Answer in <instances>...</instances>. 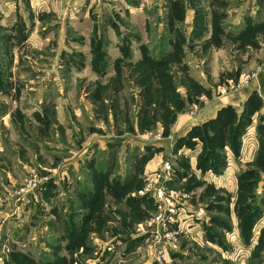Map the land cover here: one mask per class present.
Listing matches in <instances>:
<instances>
[{
  "label": "rangeland",
  "instance_id": "1",
  "mask_svg": "<svg viewBox=\"0 0 264 264\" xmlns=\"http://www.w3.org/2000/svg\"><path fill=\"white\" fill-rule=\"evenodd\" d=\"M143 2L136 18L106 9L109 19L102 8L94 18L81 0L73 16L69 8L63 18L0 19V264H264V166L226 167L225 179L239 172L231 199L206 190V171L190 177L179 156L165 158L173 165L161 189L170 214L154 191L139 194L154 173L155 151L136 141L162 139L160 128L169 134L177 111L168 77L209 75L217 50L202 43L216 29L232 30L238 11H254L261 24L264 0H225L226 19H194L190 29L156 1ZM177 47L181 61L168 60ZM227 54L233 66L236 57ZM260 114L246 123L242 142L264 139ZM199 135L205 148L206 132ZM259 153L261 162L264 148ZM232 202L240 222L228 215ZM248 209L255 215L244 245ZM215 219L228 228L219 230ZM204 227L229 242L207 243Z\"/></svg>",
  "mask_w": 264,
  "mask_h": 264
},
{
  "label": "crops",
  "instance_id": "2",
  "mask_svg": "<svg viewBox=\"0 0 264 264\" xmlns=\"http://www.w3.org/2000/svg\"><path fill=\"white\" fill-rule=\"evenodd\" d=\"M95 1L97 0H87L85 4L84 10L88 16L100 17L102 12L98 11V9L102 8L104 16L108 15L105 10L111 9L116 12L114 16L117 19H121L125 16H131V18L139 17L138 14L143 13V10L141 8L137 10V7L146 0H98L97 4L93 6ZM153 1H156V6H160L158 8L159 12L166 10L165 14L171 17L168 19H185L183 24H186L188 29L193 26L194 19H226L223 15L225 0H205V6L203 7H199L200 5L195 6L190 2L192 0H168L166 4L163 1L161 2V0ZM82 3L81 0H0V19H23L26 22V19H48L53 16L63 18L69 12V8L73 16L75 10L84 5ZM76 12H79V10ZM111 16L110 14L107 18L112 19ZM75 18L77 19L79 16H75ZM189 19H191L190 22L188 21ZM261 20L257 19L254 11L246 10L243 13L238 11L237 17L231 22L233 24L232 30L223 32L222 29H216L214 40L210 38L202 43L210 51L215 52L217 50L216 66L213 67L209 75L202 71L200 73L201 77H192L189 73L191 79L183 82L180 79L176 80L172 76L168 77L170 80L168 87L172 90L175 88V92L172 93V103H170L174 105L177 111V120L170 126V132L167 135L162 133L163 130L161 128H157L162 134V139L160 140L143 141L141 138H136L137 142H142V145L146 147L144 149L145 152L147 150V153H150L149 149L153 150V152L155 151L152 157L155 161L152 164L154 167L150 171L158 169L165 158H177L179 156V162L182 163L184 161V163L189 164L190 177L193 172L199 174V170L200 172L202 170L206 171L204 172V177L210 179V183L206 187L207 191L220 193L221 196L234 199L238 194L239 172L232 178L225 179L227 171L225 168H228L230 164L231 166L234 165L233 168H235L236 172L237 167L239 169L241 167L239 164L242 163L246 168L251 165L254 168L262 169L261 167L263 166L258 162L259 158L262 157L259 152L264 148L260 142L264 141V139L260 140L259 136L256 142H253V140L251 143L247 142V144L245 141L242 142L246 123L254 122L260 113H264V19L259 24ZM203 36L202 33L199 34V37ZM229 47L232 53L230 57L233 59L236 57V62L233 66L227 63L226 57L229 55L227 54V51H230ZM177 48L178 52L173 53L168 60L181 61L182 54L179 52H183V50L180 47ZM256 71L258 74L255 79L248 83L245 75ZM234 83H236V86L232 85ZM257 99L259 100V110L261 109V112L252 118L249 110H256L254 103ZM187 107H190L189 110ZM227 112L232 113L233 119L229 121L231 124L223 126L221 136H218L222 142H217L219 146L215 147L212 150L213 153L208 155V149L206 150V145L205 148L202 145L199 134H203L207 125L212 121L225 120L228 116ZM240 120L245 122V127L239 134L237 130H233V124H238ZM215 134L217 136L218 132L216 133L215 131ZM234 134H239L235 146L230 142L231 137L232 139L234 138ZM195 136L198 139L189 138ZM123 139H126V137H123ZM177 145H183V148H178L179 146ZM220 149L222 151L219 153ZM227 158H229L228 162ZM231 160L232 162H230ZM235 163L238 165H235ZM146 170L148 171V168ZM262 174L259 177L261 179L263 177ZM197 177L200 178L199 176ZM234 181L236 182L234 183ZM224 185H229L230 190ZM205 194L204 191L203 195ZM231 206L232 208H230L228 215H231V217L232 215L235 216L240 222L239 213L236 212L234 214V202H232ZM215 212H222L221 207H216ZM215 222L219 226V230L228 228V224L222 225L223 223L221 222L223 220L215 219ZM203 231L206 233L204 237L207 243L223 247L225 243L229 242L227 237L226 239L223 237V233L220 235L215 229L204 227ZM241 241L244 245H247L244 234L240 238ZM249 241L252 240L249 239Z\"/></svg>",
  "mask_w": 264,
  "mask_h": 264
},
{
  "label": "trees",
  "instance_id": "3",
  "mask_svg": "<svg viewBox=\"0 0 264 264\" xmlns=\"http://www.w3.org/2000/svg\"><path fill=\"white\" fill-rule=\"evenodd\" d=\"M256 104H257V101H255V103H254V108H257L259 106V103L257 104V106H256ZM227 114H228V116L225 118V120L218 119L216 121H213L212 127H211V123H210L209 125H207L206 130H204L206 132V135H207L206 139H204V140L206 142L205 143L206 150L208 149V155L212 154L213 153L212 150H214L215 147L219 146V145H217V142L218 143L222 142V140H220L218 138V136H221L222 130L224 128L223 126H228V125L231 124V123H229V121L231 119H233L232 113L231 112H227ZM233 125H234L233 126L234 127L233 130L234 131L237 130L239 132V134H240L242 132L243 128L245 127V122H242L240 120V122L238 124L234 123ZM210 129L216 131V133L218 132L217 136L208 134V131ZM239 134H237V135L234 134V138L233 139L231 137V141L230 142L233 144V146H235V142L238 139ZM259 164L264 166V159H262V161L259 162ZM243 211H245V210H243ZM246 212H248L247 215H246L247 217H245L246 222L243 223L242 228L244 230L245 242H248L249 238H250V235H251V230H252V228H251L252 227L251 220L253 219V217L255 215V211H251V210L249 211V209H248V210H246Z\"/></svg>",
  "mask_w": 264,
  "mask_h": 264
},
{
  "label": "built area",
  "instance_id": "4",
  "mask_svg": "<svg viewBox=\"0 0 264 264\" xmlns=\"http://www.w3.org/2000/svg\"><path fill=\"white\" fill-rule=\"evenodd\" d=\"M246 78L250 79V77H246ZM172 170H173V165H170V163L166 161L162 162L159 168L154 170V173H152L151 181H148L144 189H142V191L139 192V194L144 195L146 192L150 190L154 191V195L155 196L157 195V200L159 202V209L162 210L163 208H165V210L168 211L170 214L175 212L174 206L171 204L163 205V200L166 199V197L161 189H163L162 187L163 181L166 180L169 177V175H171ZM157 222L160 223L163 222L161 215L158 217ZM149 224L151 225L153 223H149ZM172 236L173 235L170 233L167 234V238L173 239Z\"/></svg>",
  "mask_w": 264,
  "mask_h": 264
}]
</instances>
